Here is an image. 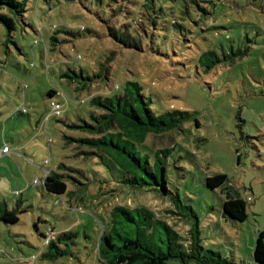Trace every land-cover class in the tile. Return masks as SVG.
<instances>
[{
	"label": "rangeland",
	"instance_id": "obj_1",
	"mask_svg": "<svg viewBox=\"0 0 264 264\" xmlns=\"http://www.w3.org/2000/svg\"><path fill=\"white\" fill-rule=\"evenodd\" d=\"M227 1L212 11L206 0H27L10 34L0 23V147L12 151L0 157V207L18 217L0 216V264H102L98 240L116 205L150 209L181 236L185 250L193 217L175 196L197 217L201 245L223 264H260L253 248L264 231V0ZM213 16L225 21L215 35L205 30ZM173 18L185 27L177 37L162 29ZM210 44L219 52L229 45L247 51L204 70L197 58ZM87 75L93 78L83 88ZM126 80L141 85L154 109L190 113L145 140L153 150L171 148L167 192L122 182L107 157L84 155L86 146L67 141L88 134L69 127L89 121L88 94ZM51 101L60 104L59 114ZM52 172L63 175L68 193L44 189ZM216 173L249 196L244 221L222 214L223 194L205 184ZM44 231L48 239L65 235L57 241L62 254L45 257Z\"/></svg>",
	"mask_w": 264,
	"mask_h": 264
},
{
	"label": "trees",
	"instance_id": "obj_2",
	"mask_svg": "<svg viewBox=\"0 0 264 264\" xmlns=\"http://www.w3.org/2000/svg\"><path fill=\"white\" fill-rule=\"evenodd\" d=\"M26 1L0 0V23L6 28L8 34L15 29L19 18H22L26 11ZM206 2L213 6L212 11L219 6L221 8L229 6L227 0H206ZM240 2L245 1L240 0ZM252 2L254 1L250 3ZM198 9L202 10L199 5ZM249 10L257 12L254 7H249ZM162 11L176 13L175 10L166 7ZM207 14L208 12L202 16ZM146 15L150 21L149 24L157 29L150 15ZM165 16L163 13V17L157 19L164 20ZM167 23L169 26L162 25V29L175 33L176 37V29L185 28L179 20L174 18L168 20ZM219 23L224 25L225 21H218L213 16L211 24H204L205 30L215 35L218 33L216 29L223 27ZM156 32L155 30L152 34ZM204 48L201 49L197 58L204 70L213 68L227 59L231 61L234 57H241L247 51V47L242 48L240 45L235 48L229 45L228 52H219L212 44ZM103 71L98 74V78L105 77ZM83 78L87 82L81 87L86 88L93 77L87 75ZM53 93H55L53 89L49 90L47 96L50 97ZM145 93L141 85L134 80H126L121 86L115 85L107 93H89V103L93 107L89 121L83 120L69 124L70 128L88 134L85 137H70L67 141L75 142L78 146H86L89 150L82 152L84 155L94 154L101 158L107 157L118 167L122 182L132 187H160L162 191L167 192L164 162L171 148L153 150L145 140L149 135H162L176 128L190 116V113L183 110L158 111L152 106L153 99ZM11 152L10 150L6 155H10ZM80 152L81 150L78 151ZM35 181L38 182V179ZM205 184L212 189L219 188L223 194L221 204L223 215L237 221H244L247 218L246 206L249 196H242L235 187L232 188L226 174L216 173L207 176ZM42 185L50 193L62 195L67 192V184L59 172L46 173ZM173 200L177 206L186 208L188 215L193 217L192 225L187 231L188 237L184 243L185 250L182 248L181 236L164 220L156 217L150 209L144 207L131 209L116 205L109 212L107 229H103L98 240V256L102 264H172L170 261H178L180 264L226 263L218 252L205 249L201 245L198 219L192 209L182 205L178 196H175ZM3 212L5 213L2 216L4 222L18 220L14 210L4 209L2 211L0 207V216ZM48 229L54 232L53 228L48 227ZM46 233L44 231L42 234L44 241ZM63 237H65L64 234L55 240L48 239L49 252L45 254V257H54L63 253V250L57 246V241L60 242ZM253 257L255 261L264 264V231H260L255 238Z\"/></svg>",
	"mask_w": 264,
	"mask_h": 264
},
{
	"label": "built area",
	"instance_id": "obj_3",
	"mask_svg": "<svg viewBox=\"0 0 264 264\" xmlns=\"http://www.w3.org/2000/svg\"><path fill=\"white\" fill-rule=\"evenodd\" d=\"M50 106H51V110H53V112L55 114H58L60 112V104L59 103H55V102H50ZM10 152V148L8 147V145L3 144L2 147H0V157L6 154H9ZM49 238L48 233H46V238L45 240H47Z\"/></svg>",
	"mask_w": 264,
	"mask_h": 264
},
{
	"label": "crops",
	"instance_id": "obj_4",
	"mask_svg": "<svg viewBox=\"0 0 264 264\" xmlns=\"http://www.w3.org/2000/svg\"><path fill=\"white\" fill-rule=\"evenodd\" d=\"M11 155V154H10Z\"/></svg>",
	"mask_w": 264,
	"mask_h": 264
}]
</instances>
